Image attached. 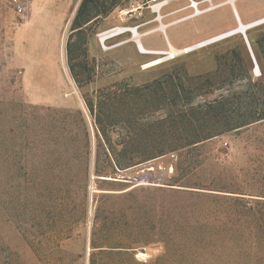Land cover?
<instances>
[{
    "label": "rangeland",
    "instance_id": "rangeland-1",
    "mask_svg": "<svg viewBox=\"0 0 264 264\" xmlns=\"http://www.w3.org/2000/svg\"><path fill=\"white\" fill-rule=\"evenodd\" d=\"M40 1L23 18L0 3V264H264L252 228L233 233L226 223L231 202L264 201V122L113 173L85 101L97 109L100 93L129 87L144 95L143 86L160 81L150 90L162 94V108L147 120L171 113L159 143L185 146L178 110L263 77L243 35H227L239 26L229 0H195L206 10L197 15L193 0L159 9L164 0H98L91 9L103 14L77 37L82 0ZM235 5L244 24L264 18V0ZM262 24L247 30L257 61ZM135 36L149 50L179 51L143 53ZM234 49L240 58L230 65L245 80L216 87L192 79L214 73L216 58ZM168 72L184 77L185 93L165 99Z\"/></svg>",
    "mask_w": 264,
    "mask_h": 264
},
{
    "label": "trees",
    "instance_id": "trees-1",
    "mask_svg": "<svg viewBox=\"0 0 264 264\" xmlns=\"http://www.w3.org/2000/svg\"><path fill=\"white\" fill-rule=\"evenodd\" d=\"M97 1H81L72 24L74 30L72 36L82 35L100 19L99 16L103 13L91 9ZM104 14H108V11ZM260 28L264 29V24ZM256 40L258 48L256 53L263 77L260 79L251 77L245 81L243 89H230L228 93L221 94L220 97L204 105L178 110L176 115L180 118L182 125L176 132L181 134V138L187 140L188 143L185 146L174 147L159 143L162 138L161 133L166 130H162L166 127L162 123L173 117L171 113H166L162 120H147L150 111L155 112L162 108L160 105H156L161 101L162 94L156 90L154 92L150 90V87L160 81L143 86L142 89L148 92L144 95L138 94L141 88L131 90L129 87L119 89L120 91L100 93L97 97V109L94 100L85 98L90 113L94 115L95 124L104 143L105 153L112 167V172L118 173L168 152L201 143L227 132H238L246 129V127L249 128L264 122V32ZM68 57L73 62L74 57L70 45L68 46ZM236 57L240 58V52L236 49L228 52L225 56H219L216 58L218 67L214 73L193 76L192 79L204 80L203 85L216 87L231 86L236 81L241 82L246 77L237 65H230V60L232 62L237 61ZM223 58L226 59L225 62H223ZM71 70L76 80L80 82L76 75L75 66L71 65ZM177 79L180 80L181 84L177 83ZM183 79L184 77L174 72H168L162 76V83L166 84L163 92L165 99L170 97V94L180 96L185 93V86L182 84ZM208 92L211 93L212 91ZM158 94H160V98L156 99ZM154 105L156 106L148 107ZM169 130L173 132L171 128ZM116 131L119 132L120 141H114L113 136L114 133H117ZM96 172L99 174V171ZM132 194L133 192H130L127 196ZM227 210L226 217L228 219L226 223L233 226V233H239L241 226L249 225L253 230L254 242L264 254V201L253 203V201L237 199L229 204Z\"/></svg>",
    "mask_w": 264,
    "mask_h": 264
},
{
    "label": "bare ground",
    "instance_id": "bare-ground-1",
    "mask_svg": "<svg viewBox=\"0 0 264 264\" xmlns=\"http://www.w3.org/2000/svg\"><path fill=\"white\" fill-rule=\"evenodd\" d=\"M169 1V0H168ZM194 2H195V4H196V1L195 0H193ZM229 2L231 3V5L233 6V11H235V14L237 15V18H238V23H240V21L242 22V20H241V18H240V15H239V13H238V11H237V8H236V5H235V0H229ZM160 3V2H159ZM166 4V1L164 0V1H162V3H160V4H158V6H157V8L159 9L161 6H163V5H165ZM198 4V3H197ZM196 4V5H197ZM195 6V5H194ZM154 7V6H153ZM155 9V8H154ZM158 9H156V10H158ZM264 18H262L261 20H263ZM258 21H260V20H258ZM258 21H254V22H251V23H248V24H253V23H256V22H258ZM264 22V21H263ZM242 24L243 25H248V24H244L243 22H242ZM257 25H259V24H256V25H254V26H257ZM254 26H252V27H254ZM167 27H168V25H166V24H162V27H161V29L163 30V32L164 31H166V29H167ZM240 27V24H239V26L237 27V28H239ZM251 27V28H252ZM131 29H132V27H131ZM115 30H118V29H115ZM236 30V29H235ZM235 30H233V31H235ZM137 31V30H136ZM135 30L134 31H132V32H136ZM232 32V31H231ZM113 33V32H112ZM230 33V32H229ZM229 33L227 34V35H229ZM238 33V32H237ZM241 33V32H240ZM103 35V34H102ZM104 36H106V35H104ZM102 37V38H105V37ZM137 39H136V41H137V47H138V49L141 51V52H143V53H150V54H156V55H168L170 58H173V57H175L176 55H177V52L179 51L178 49H176L175 47H173V46H171L170 47V49L169 50H167V51H157V50H149V49H147L144 45H143V43H142V41H140V39L137 37V36H135ZM208 42H206V43H203V44H201L202 46H204V45H206ZM140 44H141V46H140ZM193 48H190V46H188V47H186V51H190V50H192ZM184 51V50H183ZM164 61V59H163V57L162 56H159V57H156L155 59H153V60H151V61H149V62H147L146 64H145V67L147 68V67H152V66H155V65H158L159 63H161V62H163ZM141 255H146V254H144V252L143 253H141Z\"/></svg>",
    "mask_w": 264,
    "mask_h": 264
},
{
    "label": "built area",
    "instance_id": "built-area-1",
    "mask_svg": "<svg viewBox=\"0 0 264 264\" xmlns=\"http://www.w3.org/2000/svg\"><path fill=\"white\" fill-rule=\"evenodd\" d=\"M0 3L4 5L6 9H8L12 16L15 17H25L28 10L31 0H0ZM199 2L196 7H194L195 13L202 14L206 10H199Z\"/></svg>",
    "mask_w": 264,
    "mask_h": 264
},
{
    "label": "water",
    "instance_id": "water-1",
    "mask_svg": "<svg viewBox=\"0 0 264 264\" xmlns=\"http://www.w3.org/2000/svg\"><path fill=\"white\" fill-rule=\"evenodd\" d=\"M263 21H264V19L260 20V21H258L256 23L248 24V25H243L242 22L240 21V23H239L240 27L238 29H236L235 31H232V32L229 33V36H231V35L237 34V32H241V34L243 35V37L245 39L246 45H247V47H248V49H249V51H250V53H251V55L253 57V60H254V63H255V67L254 68H255L256 71H259V72H260V66H259L258 61L256 59V56L254 54V51H253L252 45L250 43V40H249V38L247 36V30L249 28H251L252 26L256 25V24L263 23ZM133 37H134V35H133ZM140 46H141V44H140Z\"/></svg>",
    "mask_w": 264,
    "mask_h": 264
},
{
    "label": "crops",
    "instance_id": "crops-1",
    "mask_svg": "<svg viewBox=\"0 0 264 264\" xmlns=\"http://www.w3.org/2000/svg\"><path fill=\"white\" fill-rule=\"evenodd\" d=\"M39 2V1H38ZM40 2H44V0L40 1ZM169 37V36H168Z\"/></svg>",
    "mask_w": 264,
    "mask_h": 264
}]
</instances>
